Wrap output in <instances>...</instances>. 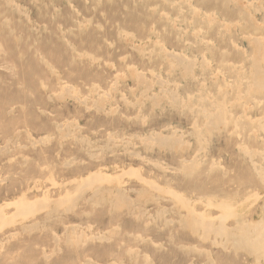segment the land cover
Wrapping results in <instances>:
<instances>
[{
  "label": "rangeland",
  "instance_id": "rangeland-1",
  "mask_svg": "<svg viewBox=\"0 0 264 264\" xmlns=\"http://www.w3.org/2000/svg\"><path fill=\"white\" fill-rule=\"evenodd\" d=\"M159 1L0 0V44L8 51H0V264H264V0H230L229 6L210 0L199 4L192 17L190 6H179L180 0H175L166 12L179 29L170 34L163 30L165 21L159 20L165 13L163 3H155ZM14 38L21 43L19 50ZM180 55L184 67L180 61L169 67ZM188 61L195 66L186 69ZM252 78L255 83L263 78V84L253 79L256 86L252 85ZM42 79L48 84H39ZM55 82L64 85L63 97L57 96L60 86ZM107 90L109 96L104 97ZM184 93L191 97L182 104L169 99ZM202 98L209 102L205 111L216 114L212 127L191 107ZM148 134L160 136L153 141ZM130 150L136 154L130 155ZM142 175L150 183L135 178ZM48 176L55 179L51 185ZM86 176L93 178L88 182ZM80 180L89 184H78ZM63 181L65 195L73 194L65 198L69 200L36 208L16 223L6 219L14 205L15 211L23 208V201L36 202L35 206L41 198L48 201ZM197 200L214 204L209 207L212 215L219 213L213 208L218 204L229 205L225 210L233 214H223L226 224H244L240 235L249 231L247 242L255 243V250L247 252L232 242L219 245L194 234L185 226L190 215L184 204L194 206V201L200 209L203 205ZM92 203L95 210L88 213ZM198 223L201 230L203 224ZM173 240L181 244L174 246Z\"/></svg>",
  "mask_w": 264,
  "mask_h": 264
},
{
  "label": "bare ground",
  "instance_id": "bare-ground-1",
  "mask_svg": "<svg viewBox=\"0 0 264 264\" xmlns=\"http://www.w3.org/2000/svg\"><path fill=\"white\" fill-rule=\"evenodd\" d=\"M138 1V0H137ZM207 1H210V0H194L193 2H195V3H193L192 2V5H191V1L190 0H180V5L179 6H190L189 7V10H190V16L192 17L193 15H195V14H198V12H197V8L199 7V4H201V3H203V2H207ZM222 2H223V4L225 5V6H229V3H230V0H221ZM246 1V0H245ZM50 2V1H49ZM175 2V0H161V1H159V2H155V3H159V4H161V3H163L162 5H161V8H162V11H165V13H163L162 15H160L161 17L159 18V20L160 21H162V20H164L165 21V23L162 25V27H163V30H165V32H168L169 34L170 33H175L176 31L178 32V29H179V27L178 26H176L175 25V22H174V20H173V17L170 15V12L168 13V12H166V11H168L170 8H172L174 5H173V3ZM30 3H31V1H30ZM72 4V3H71ZM15 6V5H14ZM165 6V7H164ZM234 7V6H233ZM245 7V6H244ZM17 8V7H16ZM22 8H24V7H22ZM152 8V7H151ZM148 9H150V8H148ZM245 10V9H244ZM150 11H153L152 9L150 10ZM207 12V11H206ZM25 13V12H24ZM161 14V13H160ZM199 14H200V12H199ZM22 15V14H21ZM27 15V14H26ZM205 16H207V17H209L210 15H211V13H205L204 14ZM17 19V18H16ZM192 20H191V23H193L194 22V18H191ZM28 21V20H27ZM163 21V22H164ZM188 21V20H187ZM184 22V24H187V23H189V22ZM256 21V20H255ZM3 22H5V21H3ZM236 22V21H235ZM259 22V21H258ZM257 22V23H258ZM35 24V23H34ZM116 24V23H115ZM255 24V23H254ZM256 25V24H255ZM241 27V26H240ZM35 28V27H34ZM162 29V28H161ZM199 29V28H198ZM249 28H247V30H248ZM223 30H224V28H223ZM244 30V29H243ZM42 31V30H41ZM195 31V30H194ZM200 31V30H199ZM245 31H246V29H245ZM36 32V31H35ZM176 32V33H177ZM193 32V31H192ZM226 32V31H225ZM194 33V32H193ZM257 33V32H256ZM224 35H225V33H224ZM246 36V35H245ZM254 37V36H253ZM124 38V37H123ZM134 38H135V40H140V37H139V35H135L134 36ZM239 38V37H238ZM18 39H16V38H14V43L15 44H17V46H16V50L18 49L19 50V47H20V45L19 44H21L20 42L18 43V41H17ZM204 40V39H203ZM126 41V40H125ZM128 41V40H127ZM35 42V41H34ZM122 42V41H121ZM256 42H258V41H256ZM255 41H254V44H257ZM108 43V42H107ZM125 43V42H124ZM128 43V42H127ZM131 43V42H130ZM136 44V43H135ZM235 44V43H234ZM259 44H261V43H259L258 42V46H259ZM66 45V44H65ZM143 45V44H142ZM141 45V46H142ZM249 45V44H248ZM257 45H256V47H257ZM134 46V45H133ZM194 46V45H193ZM8 47V46H7ZM31 47V46H30ZM129 47H130V45H129ZM136 47V46H135ZM134 47V48H135ZM154 47V46H153ZM142 49V48H141ZM259 49V48H258ZM131 50V49H130ZM256 50V49H255ZM0 51L1 52H3V54H7V50H6V48H3V45L2 44H0ZM73 51V50H72ZM138 52V51H137ZM145 52V51H144ZM41 55H42V51H40L39 52ZM146 53V52H145ZM181 53V52H180ZM36 54V53H35ZM138 54H140V53H138ZM178 54V53H177ZM257 54V53H256ZM44 55V54H43ZM45 56V55H44ZM79 56V55H78ZM127 56V55H126ZM138 56V55H137ZM166 56V55H165ZM170 56L171 57H173L172 56V54H170ZM201 56H203V55H201ZM261 56V55H260ZM90 57V56H89ZM164 57V56H163ZM76 58V57H75ZM81 58V57H80ZM85 58V57H84ZM202 58H204V57H202ZM261 58V57H260ZM37 59H38V61H40V59L37 57ZM41 59H43V57L41 56ZM121 59V58H120ZM142 59V58H141ZM144 59V58H143ZM181 59H183L184 60V58H182L181 57V55L180 56H178V58L176 57V59H173V61L174 62H172L170 65H169V67H171V65H175L174 63H178L179 61ZM195 59V58H194ZM194 59H192V61L194 60ZM255 59H257V58H255ZM151 60V59H150ZM185 60H187L186 58H185ZM189 61H190V59H188ZM260 60V59H259ZM86 61V60H85ZM90 61H92V60H90ZM188 61V62H189ZM195 61V60H194ZM201 61H202V59H201ZM200 61V62H201ZM96 62V61H95ZM181 62V61H180ZM191 62V61H190ZM187 63L186 62V64H185V67H186V69H189L190 68V66H195V64L194 63ZM78 63V62H77ZM94 63V62H93ZM256 64H257V62H255ZM9 64V63H8ZM24 64V63H23ZM81 64V63H80ZM146 64V63H145ZM180 64V63H179ZM181 64H182V62H181ZM199 64H201V63H199ZM204 64V63H203ZM211 64V63H210ZM239 64H241V63H239ZM245 64V63H244ZM256 64H254V65H256ZM183 65V64H182ZM181 65V66H182ZM252 65V64H251ZM258 65H259V63H258ZM200 66V65H199ZM45 67V66H44ZM53 67V66H52ZM54 67H55V65H54ZM99 67V66H98ZM109 67V66H108ZM183 67H184V65H183ZM256 67V66H255ZM257 69L259 68V67H256ZM253 69H255V68H253ZM260 69V68H259ZM160 70H161V68H160ZM242 70V69H241ZM140 71V70H139ZM139 71H138V73H139ZM183 71H185V68H183ZM104 72V71H103ZM216 72V71H215ZM146 73V72H145ZM260 73V72H259ZM264 73V69H263V72H262V74ZM132 74V73H131ZM140 74H142L141 73V71H140ZM154 74V73H153ZM250 74V73H249ZM53 75V74H52ZM184 75V74H183ZM117 76V75H116ZM136 76V75H135ZM139 76V75H138ZM137 76V78L139 79V77ZM144 76V75H143ZM142 76V77H143ZM170 76V75H169ZM142 77H140V78H142ZM263 77V76H262ZM137 78H135V79H137ZM146 78H147V76H146ZM160 78V77H159ZM222 78V77H221ZM259 78V77H258ZM121 79V78H120ZM137 79V80H138ZM246 79V78H245ZM253 79L254 78H252V85L255 83V81H257V79L255 80L254 79V83H253ZM123 80H125V79H123ZM146 80V79H145ZM144 80V81H145ZM157 80H159V79H157ZM160 80H162L161 78H160ZM244 80V79H243ZM139 81H141V80H139ZM143 81V80H142ZM137 82V81H136ZM160 82V81H159ZM162 82H163V80H162ZM201 82H203V81H201ZM259 83H260V81H258ZM258 82H256L255 84L257 85L258 84ZM39 84H41V85H47L48 83L46 82V80H44V79H42V80H39V82H38ZM115 83V81H113V84ZM140 84H142V82H139ZM154 83H157V81L155 82L154 81ZM164 83V82H163ZM204 83V82H203ZM261 83L263 84V78H262V81H261ZM260 83V84H261ZM112 84V83H111ZM227 84H229L228 82H227ZM254 84V85H255ZM259 84V86H261L260 88L262 89V85H260ZM56 87H58V86H60V89H59V91H58V94H57V96L59 95V97H63V95H64V93L66 92L65 91V87H63L64 85H62L60 82H55V84H54ZM67 85V84H66ZM120 85V84H119ZM173 85V84H172ZM180 85V84H179ZM255 85V86H256ZM151 86L152 85H150V87H148V88H151ZM239 86H240V84H239ZM264 86V85H263ZM91 87V86H90ZM238 87V86H237ZM71 87H69V89H70ZM217 88H219V90L221 89L220 87H217ZM73 89V88H72ZM237 89V88H236ZM97 90H98V88H97ZM260 90V89H259ZM104 91V90H103ZM247 91V90H246ZM45 92V91H44ZM96 92V91H95ZM117 92V91H116ZM159 92V91H158ZM164 92V91H163ZM173 92V91H172ZM70 93V92H69ZM73 93V92H72ZM76 93V92H75ZM174 93V92H173ZM245 93V92H244ZM78 94V93H77ZM125 94V93H124ZM153 94V93H152ZM191 93H184V94H182V95H178V94H175V95H170V97H169V99H170V101H174V102H177L178 100L179 101H181L180 103L182 104V99H187V98H190L191 97V95H190ZM236 94V93H235ZM240 94H242V93H240ZM246 94H247V92H246ZM75 95V94H74ZM99 95H101L102 96V93H100ZM105 95H108L109 96V93H108V90H107V93H104V97H105ZM154 95H151V97H153ZM223 96V95H222ZM49 97V96H48ZM65 97V96H64ZM71 97V96H70ZM75 97H77L76 95H75ZM102 98V97H101ZM49 99H51V98H49ZM68 99V98H67ZM78 99V98H77ZM122 99H124V98H122ZM135 99V98H134ZM48 100V99H47ZM62 100V99H61ZM121 100V99H120ZM48 101H50V100H48ZM211 101V100H210ZM54 102V101H53ZM66 102V101H65ZM80 102H82V101H80ZM84 102H85V100H84ZM48 103V102H47ZM68 103V102H67ZM73 103V102H72ZM221 103V102H220ZM102 104V103H101ZM107 104V103H106ZM127 104V103H126ZM184 105L185 104H183V105H180L181 107L183 106L184 107ZM209 105V102L207 103V102H205V99L204 98H202V101L201 102H198V103H196V104H193V105H191V107H195L196 108V112L197 113H201L203 116H205L206 117V120H205V124H206V126H209V127H212L213 126V120L216 118V114L214 113V112H212V111H205V110H207V106ZM14 106V105H13ZM52 105H50V107H51ZM69 106V105H68ZM93 106V105H92ZM91 106V107H92ZM135 106V105H134ZM190 106V105H189ZM212 107H217L218 108V106L216 105V104H214V103H212V105H211ZM62 107V106H61ZM85 108H86V106H84ZM222 108L224 107L225 108V106H221ZM54 108V107H53ZM88 108V107H87ZM87 108H86V110H87ZM104 108V107H103ZM102 108V109H103ZM118 108V107H117ZM232 108V107H231ZM60 109V108H59ZM62 109V108H61ZM90 109V108H89ZM92 109V108H91ZM105 109V108H104ZM144 109V108H143ZM213 109V108H212ZM219 109V108H218ZM8 110V109H7ZM70 110V109H69ZM117 110V109H116ZM216 110V109H215ZM99 111H100V109H99ZM112 111H113V109H112ZM157 111V110H156ZM203 111H205V112H203ZM247 111V110H246ZM47 112V111H46ZM64 112V111H63ZM102 112V111H101ZM163 112V111H162ZM217 112V111H216ZM224 112V111H223ZM219 114H220V112H218ZM255 113V112H254ZM7 114H9V113H7ZM113 114V113H112ZM219 114H218V117L220 118L221 116H219ZM50 115V114H49ZM53 115V114H52ZM64 115V114H63ZM230 115V114H229ZM42 116V115H41ZM88 116V115H87ZM123 116V115H122ZM176 116V115H175ZM176 118V117H175ZM221 119H223V118H221ZM81 120V119H80ZM128 121H129V119H127ZM218 120V119H217ZM224 120V119H223ZM142 121H143V119H142ZM72 122V121H71ZM81 123H83V121L81 122ZM142 123V122H141ZM181 123H183V122H181ZM195 123V122H194ZM219 123H220V121H219ZM61 122H59V123H57V125H56V127L57 128H60V126H61ZM215 124L217 125V122H215ZM262 124H263V122H262ZM142 125V124H141ZM75 126H77V125H75ZM129 126V125H128ZM139 126V125H138ZM144 126V125H143ZM215 126V125H214ZM64 127V126H63ZM65 127H67L66 125H65ZM74 127V126H73ZM72 127V128H73ZM79 127V126H78ZM186 127V126H185ZM189 127V126H188ZM260 127H262V126H260ZM79 128H81V126L79 127ZM100 128V127H99ZM128 128H130V127H128ZM136 128V127H135ZM134 128V129H135ZM206 128V127H205ZM208 128V127H207ZM263 128V127H262ZM68 129V128H67ZM66 129V130H67ZM131 129V128H130ZM210 129V128H209ZM129 130V129H128ZM132 131H133V129H132ZM174 131V130H173ZM176 131V130H175ZM264 131V130H263ZM34 132V131H33ZM40 132H42V131H40ZM39 132V133H40ZM63 132V131H62ZM68 132V131H67ZM81 132H82V130H81ZM94 132V131H93ZM117 132H118V130H117ZM262 132V131H261ZM73 133V132H72ZM75 133V132H74ZM91 133V132H90ZM154 133V132H153ZM195 133V132H194ZM199 133V132H198ZM146 134V133H145ZM150 134V133H149ZM147 135L146 137L145 136H142L141 138H148L149 140L150 139H158L159 138V136H160V134H159V136H158V138L157 137H151L150 138V136L151 135ZM170 134H174V133H170ZM189 134V133H188ZM19 135V134H18ZM35 135V134H34ZM59 135V134H58ZM65 135V134H64ZM75 135H77V134H75ZM135 135V134H134ZM158 135V132L156 133V136ZM264 135V134H263ZM88 136V135H87ZM154 136H155V134H154ZM198 136V135H197ZM220 136V135H219ZM222 136V135H221ZM76 137V136H75ZM101 137H103V136H101ZM107 137V136H106ZM123 137V136H122ZM124 137H126V135H124ZM74 138V137H73ZM79 138V137H78ZM82 138V139H81ZM80 138V140L81 141H83V138L84 137H81ZM135 138V137H134ZM144 138V139H145ZM170 138V137H169ZM190 138V137H189ZM63 139V138H62ZM67 139V138H66ZM179 139H181V138H179ZM179 139H177V140H179ZM11 140V139H10ZM65 140V139H64ZM75 140V139H74ZM101 140V139H100ZM100 140H98L99 142H101ZM111 140V139H110ZM121 140V139H120ZM125 140V139H124ZM140 140V139H139ZM161 140V139H160ZM176 141V139H171V141ZM36 141V140H35ZM40 141V140H39ZM47 141V140H46ZM50 141V140H49ZM60 141V140H59ZM87 141V140H86ZM123 141V140H122ZM154 141V140H153ZM41 142H43V141H41ZM93 142V141H92ZM96 142V141H95ZM127 142V141H126ZM142 142H144L145 143V141H142ZM147 142H149L148 140L146 141V145H147ZM161 144H163V141L161 140ZM38 143V142H37ZM48 143V142H47ZM61 143V142H60ZM64 143V142H63ZM83 143V142H82ZM116 143V142H115ZM134 143V142H133ZM160 143V142H159ZM159 143H158V145H159ZM164 143H165V141H164ZM205 143V142H204ZM217 143V142H216ZM65 144V143H64ZM117 144V143H116ZM124 144V143H123ZM153 144V143H152ZM166 144V143H165ZM179 144V143H178ZM219 144V143H218ZM1 145V144H0ZM49 145V144H48ZM62 145V144H61ZM67 145V144H66ZM72 145V144H71ZM83 145V144H82ZM140 145H142V143L140 144ZM171 145H172V142H171ZM222 145V144H221ZM114 146V145H113ZM112 146V147H113ZM148 146V145H147ZM169 146V145H168ZM173 146V145H172ZM181 146V145H180ZM238 146V145H237ZM20 147V146H19ZM27 147V146H26ZM61 147V146H60ZM131 147V146H130ZM135 146H133V148H134ZM151 147V146H150ZM186 147H188V146H186ZM35 148V147H34ZM67 148V147H66ZM69 148V147H68ZM67 148V149H68ZM170 148V147H169ZM3 149V148H2ZM1 149V150H2ZM6 149V148H5ZM17 149V148H16ZM81 149V148H80ZM94 149H96V148H94ZM109 149H111V148H109ZM119 149H121V147L119 148ZM159 149V148H158ZM161 149V148H160ZM241 149H243V148H241ZM108 150V149H107ZM116 150V149H115ZM150 150V149H149ZM173 150V149H172ZM170 151V150H169ZM183 151V150H182ZM228 151V150H227ZM244 151H247V150H245L244 149ZM243 151V152H244ZM6 152V151H5ZM57 152V151H56ZM93 152V151H92ZM99 152V151H98ZM129 152H131V150L129 151ZM128 152V153H129ZM147 152V151H146ZM160 152V151H159ZM172 152V151H171ZM215 152V151H214ZM248 152V151H247ZM58 153H59V151H58ZM114 153V152H113ZM136 154V151L135 152H131L130 153V155L131 154ZM152 153V152H151ZM170 153V152H169ZM18 154V153H17ZM53 154H55V153H53ZM90 154V153H89ZM97 154V153H96ZM116 154V153H115ZM122 154V153H121ZM124 154V153H123ZM173 154V153H172ZM172 154H171V157H172ZM249 154V153H248ZM247 154V155H248ZM129 155V154H128ZM138 156H139V154H137ZM175 155V154H174ZM202 155V154H201ZM207 155H208V153H207ZM225 155H227V154H225ZM245 155H246V153H245ZM246 155V156H247ZM250 155V154H249ZM16 156H18V155H16ZM106 156H108V154L106 155ZM168 156V155H167ZM15 157V156H14ZM13 157V158H14ZM32 157V156H31ZM90 157V156H89ZM92 157V156H91ZM105 157V156H104ZM111 157H113V156H111ZM174 157V156H173ZM249 157V156H248ZM55 158H56V156H55ZM124 158H125V156H124ZM135 158V157H134ZM136 158H138V157H136ZM250 158V157H249ZM248 158V159H249ZM262 158V157H261ZM182 159V158H181ZM191 159V158H190ZM214 159V158H213ZM12 160V159H11ZM97 160V159H96ZM95 160V161H96ZM122 160V159H121ZM124 160V159H123ZM184 160V159H183ZM54 161H55V159H54ZM8 162V161H7ZM56 162V161H55ZM67 162V161H66ZM91 162V161H90ZM97 162V161H96ZM106 162V161H105ZM108 162V161H107ZM115 162V161H114ZM120 162H122V161H119V163ZM126 162V161H125ZM135 162V161H134ZM148 163H149V161H147ZM226 162V161H225ZM63 163H65V162H63ZM62 163V164H63ZM69 163V162H68ZM67 163V164H68ZM102 163V162H101ZM110 163H111V161H110ZM109 163V164H110ZM123 163V162H122ZM127 163H128V161H127ZM152 164H154V162H151ZM163 163V162H162ZM165 163V162H164ZM227 163V162H226ZM81 164V163H80ZM93 164V163H92ZM151 164V165H152ZM241 164V163H240ZM69 165V164H68ZM97 165H98V163H97ZM114 165V164H113ZM124 165H125V163H124ZM155 165V164H154ZM260 165V164H259ZM98 166H100V165H98ZM117 165H115V167H116ZM123 166V165H122ZM173 166V165H172ZM253 166V165H252ZM102 167H104L103 165H102ZM127 167H128V165H127ZM184 167H185V165H184ZM89 168V167H88ZM106 168V167H105ZM126 168V167H125ZM124 168V169H125ZM134 168V167H133ZM136 168V167H135ZM83 169V168H82ZM92 169V168H91ZM93 169H94V167H93ZM117 170H118V168H116ZM120 169H121V167H120ZM119 169V170H120ZM123 169V168H122ZM123 169V170H124ZM127 169V168H126ZM130 168H128V170H129ZM163 169V168H162ZM127 170V171H128ZM136 170V169H135ZM158 170V169H157ZM161 170V169H160ZM168 170V169H167ZM181 170V169H180ZM65 171H67V169L65 170ZM114 171V170H113ZM125 171V170H124ZM130 171H131V173H132V169H130ZM129 171V172H130ZM162 171V170H161ZM164 171V170H163ZM254 171V170H253ZM68 172V171H67ZM87 172V171H86ZM92 172H95V171H92ZM92 172H90V173H92ZM96 172H98V170L96 171ZM103 172V171H102ZM127 173V172H123V173H125L126 174V177H128L127 175H129V174H131V173ZM136 172V171H135ZM174 172V171H173ZM178 172V171H177ZM176 172V173H177ZM260 171L257 169V173H259ZM101 173V172H100ZM121 173H122V171H121ZM122 173V174H123ZM139 173V172H138ZM84 174H86V173H84ZM110 174V173H109ZM118 174V173H117ZM122 174H120L121 176H122ZM173 174V173H172ZM87 175H89L88 173H87ZM112 175V174H111ZM119 175V174H118ZM132 175V174H131ZM137 176H140L139 174H136ZM261 175V174H260ZM5 176V175H4ZM47 176V175H46ZM51 176H53V175H51ZM61 176V175H60ZM92 176V175H91ZM102 176V175H101ZM101 176H98V177H101ZM105 177H108V175H104ZM124 176V175H123ZM132 176H134V175H132ZM135 177L136 179L138 178H140L139 180H144L145 178H143V177H145V176H143L142 175V177ZM258 176V175H257ZM85 177V176H84ZM109 177H110V175H109ZM109 177H108V179H109ZM116 177V176H115ZM120 177V176H119ZM131 177V176H130ZM48 178V180H49V182H50V185L52 184V183H54L55 181V179H54V177H50V176H48L47 177ZM47 178H45V179H47ZM73 178H75V177H73ZM77 178V177H76ZM80 178H81V176H80ZM90 178V180H87L88 179V177L86 176V180L89 182V181H91L92 179L91 178H93V177H89ZM110 178H113V175L110 177ZM117 178L118 177H116V180H117ZM121 178V177H120ZM154 178V177H153ZM181 178V177H180ZM36 179V178H35ZM34 179V180H35ZM40 179V178H39ZM83 179V178H82ZM95 179H98V178H95ZM95 179H93V181L92 182H94V184L95 183H97V182H99V180L101 181L102 180V178H99V180H97V182H95ZM104 179V178H103ZM114 179V178H113ZM130 179V178H129ZM132 179V178H131ZM137 179V180H138ZM75 180V179H74ZM77 180V179H76ZM79 180V179H78ZM85 180V182H83L82 180H80V182H82V183H78V184H81V185H84V183L86 184V181ZM128 180V179H127ZM138 180V181H139ZM146 180V179H145ZM144 180V181H145ZM5 180H3V182H4ZM47 181V180H46ZM68 181H70V180H68ZM111 181V180H110ZM143 181V182H144ZM151 182L153 181V180H150ZM156 181V180H155ZM154 181V182H155ZM35 182V181H34ZM48 182V181H47ZM52 182V183H51ZM67 182V181H66ZM66 182H59L60 184H58V183H56V184H58L57 185V189H56V191H53V194H51L50 196L52 197V198H50V196H47L48 198H49V200L48 201H46V200H43L42 198H41V200H40V202L38 203L37 202V206H35L36 204V202H27V201H23V208H21V207H19V210L18 211H15L16 210V208H15V206L16 205H14V211H12L11 213L12 214H10L9 216H6V219L8 220V221H11V222H15L14 220L15 219H19V220H21V218L22 217H24L25 215V218L28 216V215H30L34 210H36V208L37 209H39V207L40 208H42L43 210H44V207H48V206H53V203L52 202H56V201H67V200H69V199H65V198H70V196L69 195H71V197L73 196V194H69V195H65V190H63V188H65L64 187V184H67ZM72 182H74V181H71V183ZM87 182V183H88ZM102 182V181H101ZM103 182H105V181H103ZM102 182V183H103ZM147 182V180L144 182V183H146ZM38 183V182H37ZM64 183V184H63ZM70 183V184H71ZM124 183H126V182H124ZM123 183V184H124ZM148 183H150L149 181H148ZM148 183H146V184H148ZM262 183V182H261ZM34 184V183H33ZM33 184H31V185H33ZM36 184V183H35ZM89 184V183H88ZM93 184V183H92ZM94 184H93V187H95L94 186ZM120 184V183H119ZM41 185H43V181H42V184ZM49 185V184H48ZM49 185V186H50ZM76 185V184H75ZM98 185H99V183H98ZM126 185V184H125ZM156 185V184H155ZM49 186H48V188H49ZM76 186H78V185H76ZM97 186V185H96ZM101 186V185H100ZM149 186H151L150 187V189H152V186L154 187V184L153 185H149ZM159 186V185H158ZM158 186H157V188H158ZM161 186V185H160ZM164 186V185H163ZM31 187V186H30ZM33 187V186H32ZM35 187H36V185H35ZM40 187V186H39ZM38 187V189H40ZM52 187V186H51ZM83 187L84 186H80L79 188H77L79 191H82L83 190ZM85 187H87V186H85ZM130 187H132V186H130ZM156 188V189H157ZM163 188V187H162ZM169 188V187H168ZM36 189H37V187H36ZM85 189V188H84ZM118 189V188H117ZM116 189V190H117ZM125 189V188H124ZM130 189L131 188H128V190L130 191ZM155 189V188H154ZM166 189V188H165ZM171 189V188H170ZM27 190H29V189H27ZM75 190V189H74ZM133 190H135V189H133ZM132 190V191H133ZM172 190V189H171ZM47 191V190H46ZM97 191H98V189H97ZM131 191V192H132ZM142 191V190H141ZM146 191V190H145ZM144 191V192H145ZM161 191H165V192H167L168 190H161ZM26 192H28V191H26ZM31 192V191H30ZM40 192V191H39ZM78 192V191H77ZM86 192H89V191H86ZM168 192H170V191H168ZM174 192H176V191H174ZM255 191H253V193H254ZM9 193H11V192H9ZM8 193V194H9ZM41 193V192H40ZM46 193V192H45ZM74 193V192H73ZM75 193H76V191H75ZM93 193H97L98 194V192H94L93 191ZM143 193V192H142ZM172 193V192H171ZM179 193V192H178ZM178 193H176V195L178 194ZM252 193V194H253ZM13 194H14V192H13ZM23 195L25 194V193H22ZM43 194V193H42ZM66 194H67V192H66ZM79 194V193H78ZM77 194V195H78ZM84 194V193H83ZM90 194V193H89ZM163 194V193H162ZM166 194V193H165ZM192 194V193H191ZM210 194V196H211V193H208V195ZM216 194V193H215ZM12 195V194H11ZM10 195V196H11ZM26 195V194H25ZM32 195V194H31ZM65 195V196H64ZM103 195H104V193H103ZM108 195V194H107ZM117 195H119V194H117ZM174 195V194H173ZM200 195V194H199ZM203 195H205V194H203ZM207 195V194H206ZM9 196V195H8ZM40 196L41 195H39V198H40ZM67 196V197H66ZM74 196H76V195H74ZM80 196V195H79ZM79 196H78V200H80V198H79ZM100 196H102V194H100ZM106 196V195H105ZM127 196V195H126ZM178 196V195H177ZM177 196H176V198H177ZM180 196V195H179ZM195 196H197V195H195ZM214 196V195H213ZM249 196V194L247 195V197ZM34 197V196H33ZM38 198V196H35L34 198ZM43 197V196H42ZM122 197V196H121ZM120 197V198H121ZM129 197V196H128ZM143 197V196H142ZM251 197V196H250ZM38 198V199H39ZM44 199L46 198V196L45 197H43ZM47 198V199H48ZM88 198V197H87ZM109 198V197H108ZM112 198V197H111ZM135 198V197H134ZM175 198V199H176ZM178 198H180V197H178ZM177 198V199H178ZM221 198V197H220ZM20 199V198H19ZM18 199V200H19ZM90 199V198H89ZM95 199V198H94ZM98 199V198H97ZM125 199V198H124ZM176 199V200H177ZM183 199V198H182ZM206 199V198H205ZM204 199V200H205ZM246 199V198H245ZM244 199V200H245ZM248 199V198H247ZM15 200V199H14ZM16 200H17V198H16ZM23 200V199H22ZM34 200H36V199H34ZM71 200L73 201V199L71 198ZM117 200V199H116ZM115 200V201H116ZM121 199H119V201H120ZM127 200V199H126ZM164 200V199H163ZM168 200V199H167ZM170 200V199H169ZM180 200H181V198H180ZM185 200V199H184ZM183 200V201H184ZM189 200V199H188ZM243 199L241 200V202L242 201H244ZM21 201V200H20ZM43 201H46L45 203L46 204H40V203H42ZM98 201H99V199H98ZM103 201V200H102ZM110 201V200H109ZM115 201H113L112 202V204L114 205L116 202ZM177 201H179V200H177ZM182 201V200H181ZM186 201V200H185ZM184 201V202H185ZM190 201V200H189ZM115 202V203H114ZM124 202V201H123ZM140 202V201H139ZM149 202V201H148ZM176 202V201H175ZM184 202H183V204H184ZM188 201H186V203H187ZM255 202V201H254ZM254 202H251L250 204L252 205ZM44 203V202H43ZM111 202H109V204H110ZM198 203H201L202 205H203V207L202 208H197V207H195V202L193 201V204H194V206L192 205V204H190V202L188 203V204H184L185 205V207H187L186 208V210L189 212V215H190V219L188 220V218H187V220L188 221H190V224L189 223H186L185 224V226L186 227H188V228H190L191 230H192V232L194 233V234H196L197 236H199L202 240L204 239V240H206V239H208V240H212V242H214V243H218L219 245H223L224 246V244L226 243V242H232V246L234 247V245H236V244H238V245H243L244 247H245V249L247 250V252H253L254 250H255V243H253V242H251V240H250V242L248 243L247 241L249 240L248 238L250 237V233H249V231H247L246 233H245V231H246V229H247V227H246V229H245V231H244V236H242V235H240L241 234V229H243L244 228V224H242V223H240L241 224V227L240 228H238V227H231V228H229L228 227V225L226 224V220H224L225 218V215L227 214H229L228 216L230 217V213H231V215L233 214V212H230V211H232V210H230L229 211V213H228V211L227 210H225L226 208H227V206H229V205H225V203H223L224 205H222V203H221V205L219 206V204L218 203H216V204H218V206H215V207H213V208H216L217 207V209L218 210H220L219 211V213L218 214H216V215H212L213 213H210L209 212V210L211 209V207L214 205H212L211 207H210V204H208V203H205V202H198V200H197V204ZM10 204V203H9ZM38 204H40V206H38ZM58 206H59V204H61V202L59 203H56ZM56 204L54 205V206H56ZM122 204V203H121ZM125 204V203H124ZM141 204V203H140ZM148 204V203H147ZM182 204V206H184ZM7 205V204H6ZM44 205H48V206H44ZM73 205V204H72ZM116 205H117V203H116ZM251 205L249 206V207H251ZM8 206H10V205H8ZM8 206H6V207H8ZM19 206V205H18ZM17 206V207H18ZM96 207V205L95 204H93L92 203V205H90L89 207H88V209H87V212L89 213V212H93L94 210H95V207ZM153 206V205H152ZM197 206V205H196ZM223 206L225 207V208H223ZM235 206V205H234ZM233 206V207H234ZM13 207V205L11 206V208ZM67 207V206H66ZM64 208V209H67V208ZM121 207V206H120ZM168 207V206H167ZM209 207H210V209H209ZM230 207H231V205H230ZM9 208V207H8ZM10 208V209H11ZM122 208H124V207H122ZM128 208V207H127ZM149 208V207H148ZM229 208V207H228ZM248 208V207H247ZM13 209V208H12ZM11 209V210H12ZM21 209V210H20ZM41 209V210H42ZM48 209V208H47ZM63 209V210H64ZM141 209V208H140ZM176 209L177 210H179L180 209V206H176ZM182 209V208H181ZM197 209H199V210H197ZM233 209V208H232ZM116 210H117V208H116ZM119 210V209H118ZM116 211V213L117 212H119V211ZM122 210V209H121ZM183 210V209H182ZM1 212H2V210H0ZM50 211V210H49ZM211 211V210H210ZM234 211V210H233ZM243 211V210H242ZM0 212V213H1ZM14 212H16V213H14ZM35 212H37V214H38V211H35ZM40 212V211H39ZM66 211H64V213H65ZM69 212V211H68ZM115 212V211H114ZM145 212V211H144ZM172 212V211H171ZM42 213V212H41ZM60 213H62V212H60ZM120 213V212H119ZM222 213V214H221ZM2 214L3 213H1V219L3 218V216H2ZM55 214V213H54ZM223 214H225V215H223ZM66 215V214H65ZM79 216H81L82 215V213H79L78 214ZM107 215V214H106ZM149 215V214H148ZM174 215V214H173ZM34 216H35V213H34ZM51 216V215H50ZM63 216V215H62ZM61 216V217H62ZM150 216V215H149ZM33 217V216H32ZM53 217V216H52ZM85 217V216H84ZM87 217V216H86ZM156 217V216H155ZM180 217V216H179ZM31 218V217H30ZM184 218V217H183ZM28 219V218H27ZM50 219H52V218H50ZM50 219H48V220H50ZM67 219V218H66ZM74 219H75V217H74ZM192 219H194V220H192ZM18 220V221H19ZM45 220H47V219H45ZM68 220V219H67ZM27 221V220H26ZM169 221H171V220H169ZM119 222V221H118ZM174 222V221H173ZM185 222V221H184ZM196 222H199L198 224H200V222L203 224V227L201 228V230H197V226H196ZM2 223H3V221H2ZM16 223V222H15ZM30 223H32V222H30ZM45 223V222H44ZM120 223H121V221H120ZM14 224V223H13ZM18 224V223H17ZM89 225L91 224V223H88ZM148 224V223H147ZM153 224V223H152ZM174 224V223H173ZM172 224V225H173ZM201 224V225H202ZM239 224V225H240ZM253 224V223H252ZM3 225V224H2ZM5 225V224H4ZM32 225V224H31ZM30 225V226H31ZM36 225V224H35ZM72 225H73V223H71V226L69 225H67L68 227H70V228H72ZM248 225V224H247ZM258 225H259V223H258ZM1 226V225H0ZM15 226V225H14ZM34 226V225H33ZM191 226V227H190ZM196 226V227H195ZM90 227V226H89ZM148 227H150V226H148ZM185 227V228H186ZM252 227V226H251ZM1 228V227H0ZM5 228V227H4ZM24 228V227H23ZM69 228V229H70ZM145 228H146V226H145ZM254 228V227H253ZM262 228V227H261ZM1 229H3V228H1ZM0 229V230H1ZM81 229V228H80ZM115 229V228H114ZM116 229H118V228H116ZM163 229V228H162ZM260 229V228H259ZM23 230V229H22ZM24 231V230H23ZM260 231V230H259ZM13 232V231H12ZM255 232V231H254ZM30 233V232H29ZM158 233V232H157ZM6 234V233H5ZM79 235V234H78ZM81 235V234H80ZM98 235H100V234H98ZM76 236V235H75ZM131 236V235H130ZM7 237V236H6ZM92 237V236H91ZM96 237V236H95ZM100 237V236H99ZM82 236H79L78 237V241H81L82 240ZM84 238H86V237H84ZM107 238V237H106ZM146 238V237H145ZM1 239V238H0ZM56 239H58V238H56ZM69 239V238H68ZM102 239V238H101ZM104 239H105V237H104ZM104 239H102V240H104ZM71 240V239H70ZM90 240V239H89ZM170 240V239H169ZM5 241V240H4ZM55 241V240H54ZM87 241V240H86ZM99 241V240H98ZM144 241V240H143ZM2 242V241H1ZM142 242V241H141ZM181 241L180 240H173L171 243H172V245H174V246H177V245H180L181 243H180ZM205 242V241H204ZM247 242V243H246ZM145 243H148V242H145ZM234 243V244H233ZM259 243V242H258ZM1 244V243H0ZM77 245V244H76ZM151 245V244H150ZM191 245H192V243H191ZM211 246H213V245H211ZM119 248V247H118ZM236 248V247H235ZM261 248V247H260ZM240 249V248H239ZM244 249V248H243ZM130 250V249H129ZM133 249H131V251H132ZM136 251H139V249L138 250H136ZM58 252V251H57ZM133 252V251H132ZM245 252V251H244ZM136 253V252H135ZM126 254V253H125ZM45 255V254H44ZM48 255V254H47ZM138 255V254H137ZM135 256V255H134ZM146 256V255H145ZM249 256V255H248ZM43 257H45V256H43ZM147 257V256H146ZM49 258V257H48ZM86 258V257H85ZM109 263V262H108ZM113 263V262H112Z\"/></svg>",
  "mask_w": 264,
  "mask_h": 264
}]
</instances>
